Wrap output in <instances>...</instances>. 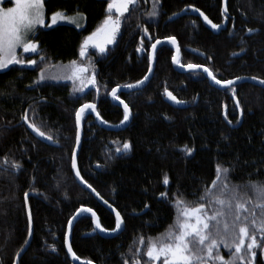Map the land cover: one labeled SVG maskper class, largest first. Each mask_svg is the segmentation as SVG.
Instances as JSON below:
<instances>
[{"label":"trees","instance_id":"obj_1","mask_svg":"<svg viewBox=\"0 0 264 264\" xmlns=\"http://www.w3.org/2000/svg\"><path fill=\"white\" fill-rule=\"evenodd\" d=\"M161 1L171 12L179 9L181 2H213ZM231 4L250 18L252 28L260 27L249 41L247 55L232 59L230 48L238 49L237 40L216 39L210 33L192 40V31L188 32V24L182 20L171 24V33L178 35L177 30L182 29V46H192L213 56L214 63L207 60L204 63L222 80L242 75L264 79V0H231ZM106 6V0H45L47 19L57 10L74 15L79 9L84 12V23L76 27L60 22L51 28H40L36 35L38 52L31 55L18 52V57L25 61L36 58L37 64L9 65L0 71V264H14L17 253L26 245L30 236L29 209L34 233L18 264H74L66 251L65 237L68 221L83 206L98 214L102 228L115 227L114 215L77 183L72 171L71 154L77 131L75 111L86 101L85 93L71 95L74 86L62 79L46 78L37 83L42 69L50 77L45 73L48 67L60 69L79 58L84 37L101 24ZM126 17L116 42L98 65L99 111L110 124L121 123L124 113L108 99L109 90L136 83L149 67L148 57H139L137 51L142 48L135 33L139 20L132 19L131 14ZM160 49L150 83L141 91L121 95L133 111L125 129L111 131L95 122V126L83 123L78 156L81 176L122 214L125 226L112 237L98 232L91 234L92 217L81 216L73 228L72 249L82 261L124 264L127 259L132 264L130 248L141 247L138 243L141 236L146 241L158 237L174 223L176 199L195 201L205 186L211 188L217 164L230 169L231 184L240 185L243 191H250L246 187L250 180L264 181V87L246 83L245 88L235 89L238 110L243 109L244 119L239 127L233 128L223 118L227 109L229 116L237 112L230 95H224L206 77L192 80L191 75L178 72L172 64L173 49L169 46ZM41 55L46 57L44 61H40ZM199 60L195 54L183 52V64ZM184 83L188 96L194 99L200 95L198 104L180 109L162 101L161 92L166 89L183 98L185 89L180 87ZM26 113L33 115L34 123L60 146L40 141L21 126ZM93 127L99 129L95 135ZM126 141L130 142L131 150L124 154L117 152ZM185 145L195 148L191 156L181 151ZM5 159L10 169L5 168ZM13 161L23 166L18 173L10 167ZM165 174L169 177L168 185L163 183ZM25 192L29 193L28 207ZM162 192L167 193L165 199L160 197ZM221 254L227 256V250L222 248ZM255 264H264L259 249Z\"/></svg>","mask_w":264,"mask_h":264},{"label":"snow or ice","instance_id":"obj_2","mask_svg":"<svg viewBox=\"0 0 264 264\" xmlns=\"http://www.w3.org/2000/svg\"><path fill=\"white\" fill-rule=\"evenodd\" d=\"M107 6L105 16L101 24L90 35L84 37L83 43L80 46V56L84 57L86 49L91 46L99 50L101 55L105 54L106 46L113 44L116 41L117 35L120 33L121 25L125 17V13H129L130 6L135 7L138 0H106ZM5 5L14 4V6H0V70L7 69L9 65H36L37 61L28 59L27 61L18 57V49H22L23 53H37L39 43L36 40V35L40 28H51L58 21H67L75 24L76 27H81V21L85 19L84 12L79 9L74 15H66L62 10H57L51 14V22L46 23L45 15V0H2ZM159 0H154L152 10L147 12L149 17H156L158 13ZM200 12L199 9H195ZM227 11V8H225ZM173 15H176L175 13ZM200 15L204 20L211 25L213 29H219L221 26L212 23L204 16L203 12ZM171 19V18H170ZM145 33L147 29L144 30ZM254 30L249 29L251 34ZM167 41L171 44H176L175 37H167ZM143 42V41H142ZM161 41L156 40L151 45V53L148 56L149 67L148 72H152V61L156 59V49ZM245 49H241L244 51ZM137 51H141L137 48ZM179 52V48H177ZM45 56H40V61H44ZM173 62H177L176 56L172 57ZM71 74L64 76L46 77L44 70H41L37 83L47 79L60 80L67 79L73 81V93H82L87 84L96 85V72L92 61L89 59L87 66L78 63L76 60L70 62ZM181 67L185 65L181 64ZM67 67V66H65ZM189 70L199 69L202 66L189 63L186 65ZM92 69L91 77H85L83 74ZM203 72L207 74L217 85L228 88L235 93L233 87L241 77H235L230 80L217 79L215 75L207 68H203ZM149 76L145 75L143 79L136 84H126L123 87L133 89L144 85L148 81ZM252 80L258 78L253 76ZM77 82L79 84L77 85ZM259 83L264 85V79H260ZM98 91V89H97ZM168 98L177 104L184 103L177 100L171 93L165 90ZM111 95L114 99H119L117 89L111 90ZM124 106V116L121 124L129 120L130 109L124 101H120ZM236 107L239 108L237 101ZM96 112L97 118H100L96 111V105L93 103H84L75 111L76 124V146L79 147L81 142L80 127L81 121L86 112ZM35 114V110H33ZM242 114V113H241ZM167 118V117H166ZM227 119V116L225 117ZM25 123L32 131L36 132L40 137L58 142L53 139L52 135H46L44 131L34 122H29L27 114L23 117ZM102 120V118H100ZM103 123H107L103 121ZM230 124L231 121H228ZM239 123V121H237ZM130 142H124L123 147L118 148L117 152L127 153L131 150ZM186 156H191L195 152L194 147L187 145L181 149ZM5 165L8 160L5 159ZM71 166L75 170L76 176L82 183L87 184V187L92 188L91 184L83 180L80 170L77 167V153L74 149L71 154ZM10 167L17 171L22 167L18 162L13 161ZM230 169L216 165V176L212 180L211 188L205 186L199 194L197 200L186 201L176 199L174 207L176 209V219L173 224L161 233L158 237H149L147 241L143 236L138 240L141 247L130 248L132 252V264H255L257 249L264 255V181H249L246 185L250 191H243L240 185H233L229 180ZM164 185L169 184V177L164 175ZM92 191L96 190L92 188ZM99 195V193H97ZM29 193H24V201L27 204ZM161 199L167 197V193H160ZM106 204L108 201H104ZM111 207V205H109ZM145 209L149 205H144ZM115 211V209H113ZM82 212H92L91 208H81L78 214ZM95 213L92 216L95 217ZM73 217L68 221L69 229L72 225ZM96 228L102 232H116L122 229L124 219L120 212H115V227L111 230L101 227L97 220H94ZM32 215L31 210L28 211V229L31 234ZM27 243V241H26ZM55 251V246H50ZM227 250V256L221 254V250ZM68 252L72 254L74 259H79L73 253L71 245H68ZM19 255V253H17ZM84 264H91L90 261H85ZM124 264H129V261L124 260Z\"/></svg>","mask_w":264,"mask_h":264},{"label":"flooded vegetation","instance_id":"obj_3","mask_svg":"<svg viewBox=\"0 0 264 264\" xmlns=\"http://www.w3.org/2000/svg\"><path fill=\"white\" fill-rule=\"evenodd\" d=\"M153 3H154V0H138L137 5L135 7L130 6L129 13H125V17H126V15L128 16V15L131 14L132 15V19H134V18L136 19L137 18L139 20V22L136 24V29H135V33L137 34V37L139 38V40L141 42L143 41L142 42L141 51L138 52L139 57H143V56H147L148 57L149 54L151 53V45L153 43H155L157 39L163 40V39H166L167 37H175L177 42H178V46L180 47V60H179L180 64H183L182 63L183 52L185 50L188 51V52H191L188 49L189 48H193V49H196V50H199L200 52H202L203 56H199V55L191 52V53L195 54L196 56H198L200 58L199 61H196V62H193V63L191 62V64L203 65V66L207 67L213 73V71L209 68L208 64L204 63L205 60H207L210 63H214L215 60H214L213 56L209 57L202 50L194 48L192 46H188V45L182 46V44L180 42V37L182 35H184V31L182 29L177 30V32H178L177 34L178 35H175V34L173 35L171 33V30H170L172 23L181 22V20H182V22L187 23L188 24V32L190 33L192 31V33H191L192 34V38H191L192 40H194L195 37L202 38V37H204V35H208L209 33H210V35L212 37H215L216 39L222 38V37H226L230 41L237 40L238 41L237 42L238 49H234L232 47L230 48V50H231L230 53H231L232 59H234V57L240 58L242 55H247L248 51L250 50L249 41H250L251 37L255 36L260 31V27L257 28V30H256V28L254 29V28L251 27L250 18H248V16H246V14L243 13V11L236 9L234 7V5L232 6L231 0H226V4L224 3V0H220V1L213 0V2L212 1H210V2L209 1H205V2H201L199 4L181 2V7L179 9L175 10V11H172V12L168 11L166 9V7H165L164 2L159 0V4H158V13L159 14L156 17H149L148 15H146V13L152 10ZM186 7H195L197 9H199L201 12L204 13L205 16L208 17V19L212 23L218 24L221 27L219 29L210 28L202 20V18L199 15H195L193 13H190V10H188L186 14L180 16L179 18H176V19H173V20L170 19V18H172L174 13L176 14V13L180 12L181 10H183ZM225 8H227V11H225ZM145 29H147L146 33L144 31ZM249 29H252L254 31L251 34H249V32H248ZM121 30H122V28H121ZM243 41H245V42H244L243 45H241ZM113 44L110 45L109 47L113 46ZM163 46H169L170 48H172L173 49V54H174V48L171 45H169V44H165V45L160 46L156 50V56L158 55V53H160V50H161L160 48L163 47ZM108 48H107L105 54L109 53ZM242 48L245 49V50L241 51ZM27 54L31 55V54H35V53H26V55ZM103 55H101L99 53L98 49L93 48V47H88L86 49L85 56L81 57L79 55V58L76 60L78 63L84 64L85 66H87L88 61L90 59L92 61V63L94 64L97 83H96V85H90V86H87L86 88H84V91L82 93H85L84 96H85V100L86 101L83 102L82 104H84V103L96 104V110H97V112L99 113L100 116H101V114H100V111H99V107H100L101 92H100V88L99 87H100L101 83H100V81L98 83V80H99V77H100L99 76L98 65H99L100 61L103 60V58H104ZM172 57H173V55H172ZM32 59H34V57ZM34 60H36V58ZM188 64H183V65H188ZM33 66H35V65H31V67H33ZM65 66L70 67L71 64H69V65L66 64ZM57 68H58V66L48 67L45 70V73L49 74L50 76H53V75H55V76H63L62 73H61V75H59V73H58L59 69H57ZM155 69H156V59H155ZM88 72L92 73V69L89 68ZM154 72H155V70H154ZM182 74H184L185 76L186 75H191L192 76V80H198V79L202 80L204 77H206L208 79V82L211 84L210 79L203 72L191 71V72L182 73ZM213 75H214V73H213ZM153 76H154V73H153L151 79L149 80V82L144 87H142L140 89L132 90V91H126V92L123 91V92L118 93L117 95L119 96V99L123 100L129 106L127 101L121 95L124 94V93H130V92H134V91L143 90L150 83V81L153 79ZM243 76H245V75L238 76V77H243ZM216 78L220 79L218 77H216ZM234 78L235 77L229 78V79H224V80H230V79H234ZM258 79H260V78H258ZM62 80H66L68 83L73 85V82L70 81V80H67V79H62ZM220 80H222V79H220ZM246 83L252 84L250 82H242V83L235 84L233 87L236 90L239 89L240 87L245 88ZM253 85H255V84H253ZM119 86H124V85H117V86H114L113 88H116V87H119ZM212 86H214V85H212ZM113 88H111L109 90L107 96H108V99L115 106H117L109 97L110 92H111V90ZM180 88H182V90L185 89L182 92L183 98H179V97H177L174 94L179 100L184 102L185 107L184 108H180V109H188L191 105H196V104L199 103V101H200V95L199 94H197L194 99H192L190 96H188L186 94V89H188V88H186V83H184ZM215 88H217L218 90H221V92L224 95L225 94L226 95H230V97L233 99V101L235 103L234 97H235L236 94L233 93L232 90H230L228 88H224V89L223 88H218V87H215ZM97 89H98V91H97ZM161 94H162V101H164L166 104H169V102L167 100L168 96L166 94V91H162ZM131 97L132 96H130L129 98H131ZM135 101L139 102L138 98H135ZM152 101H154V99H151V102ZM234 105L236 107V104H234ZM129 108L131 109L132 117H133V111H132L131 106H129ZM122 111L124 113L123 109H122ZM236 111H237L236 113L235 112L234 113L231 112L230 116L228 115V109L226 111H224L226 116H227V118H228V120L231 121L232 124H237V121H240V112H239L237 107H236ZM242 111H243V109H242ZM26 114H27L29 122H34V116L33 115H29L28 113H26ZM135 116H137V114H135ZM163 116H166V115L163 114ZM223 118H224V115H223ZM230 118H232V119L236 118V121L233 122L232 119H230ZM243 119H244V111H243ZM131 120H132V118H131ZM86 121L89 122L92 126H95V125H93L94 122L97 123L95 116L92 115V114H86L84 116L83 123L86 122ZM242 123H243V121H242ZM20 125L25 127L29 131V129H28V127H27L25 122L20 123ZM97 125L99 127H101L98 123H97ZM83 128H84V124H83ZM90 129H92V128H90ZM91 131H92V134L95 135L97 132H99V129L93 127V129ZM118 131H121V130H118ZM50 146H53V145H50ZM53 147H58V146H53ZM19 163H21V162H19ZM5 166H6L5 167L6 169H10L9 166H7V165H5ZM20 169L17 171V173L20 171ZM30 194H32V193H30ZM83 207H87V206H83ZM93 226H94V224H93Z\"/></svg>","mask_w":264,"mask_h":264},{"label":"water","instance_id":"obj_4","mask_svg":"<svg viewBox=\"0 0 264 264\" xmlns=\"http://www.w3.org/2000/svg\"><path fill=\"white\" fill-rule=\"evenodd\" d=\"M224 3L226 4V0H224ZM195 9H197V8H195V7H186V8H184L183 10H181L180 12H178V13H176V15H173L172 16V20L173 19H176V18H179L180 16H182V15H184V14H186L187 13V11L188 10H190V13H193V14H195V15H199L201 18H202V20L210 27V28H212L211 27V25L209 24V23H207L205 20H204V17L203 16H201L200 15V12H197ZM205 16V15H204ZM209 20V19H208ZM161 41V43L159 44V45H157V49L160 47V46H162V45H165V44H169V45H171L173 48H174V54H173V56H176V58H177V62H173V60H172V64H173V66H174V68L177 70V71H179V72H181V73H187V72H191V71H200V72H203V68L205 67V66H203V65H201L202 67L201 68H199V69H195V70H189L187 67H186V65H185V67H181L180 65V47L178 46V42H177V40H176V44H171L169 41H167L166 39H163V40H160ZM177 48H179V52H177ZM156 49V50H157ZM188 50H190L191 52H193V53H195V54H197V55H199V56H203V54H202V52H200L199 50H196V49H193V48H189ZM152 72L151 73H149V72H147V74L146 75H148L149 76V79H148V81H146L145 83H144V85H142V86H140V87H137V88H133V89H128V88H125V87H123V86H119V87H116V89H117V94L118 93H120V92H123V91H132V90H137V89H140V88H142V87H144L148 82H149V80L151 79V77H152V75H153V73H154V70H155V60L154 61H152ZM204 73V72H203ZM206 74V73H205ZM207 75V74H206ZM208 77V76H207ZM209 79H210V82H211V84L212 85H214L215 87H218V88H223L224 89V87H221L220 85H217L210 77H208ZM242 79L241 80H239L236 84H238V83H242V82H250V83H252V84H255V85H257V86H261V87H264V85H262V84H260L259 83V80L260 79H257V80H252L251 79V77H241ZM134 84H136V83H134ZM174 95V94H173ZM175 96V95H174ZM109 97H110V99L116 104V105H118V106H120L123 110H124V106H123V104H121L120 103V101H123V100H120V99H114L113 97H112V95H111V92H110V95H109ZM176 97V96H175ZM177 98V97H176ZM235 99V104L237 103V99L236 98H234ZM168 100V102H169V104L170 105H172L173 107H177V108H184L185 107V105H184V103H181V104H177V103H175L174 101H172V100H170L169 98L167 99ZM177 100H179L178 98H177ZM181 101V100H180ZM125 103V102H124ZM126 104V103H125ZM96 105V104H95ZM81 107V106H80ZM79 107V108H80ZM78 108V109H79ZM130 109V108H129ZM240 109V108H239ZM97 111V110H96ZM242 113V111H240V121H239V123H237V124H230L228 121L229 120H227L225 117H226V114H224V118L226 119V121H227V123L231 126V127H233V128H236V127H239L241 124H242V121H243V113ZM86 114H92V115H94L95 116V118H96V121H97V123L101 126V127H103V128H105V129H107V130H112V131H118V130H122V129H125V127L130 123V121H131V118H132V112H131V109H130V117H129V120L128 121H126L125 123H123V124H121V123H119V124H110V123H103L102 122V120L100 119V118H102L100 115V118H97V115H96V112H91V111H88V112H86L85 113V115ZM84 115V116H85ZM29 121V120H28ZM104 121V120H103ZM23 122H25L24 121V119L22 118V120L20 121V123H23ZM26 125H27V123H26ZM27 127H28V125H27ZM28 129H29V131L36 137V138H38L39 140H41V141H43L44 143H46V144H49V145H53V146H60V144L58 143V142H56V143H54V142H52V141H49V140H47V139H44V138H42V137H40L39 135H37V133L36 132H34V131H32V129L31 128H29L28 127ZM80 135H81V142H80V145H79V147H77L76 146V144H75V147H74V149L76 150V153H77V167H78V156H79V153H80V150H81V146H82V140H83V120L81 121V127H80ZM120 153H124V152H120ZM78 169H79V167H78ZM72 171H73V174H74V177H75V179H76V181H77V183L83 188V189H85V190H87L88 192H90L108 211H110L113 215H114V217H115V212H117L118 210L112 205V204H110L109 202L106 204L104 201H106L100 194L99 195H97V191H95V192H93L92 191V188H89V187H87V184H85V183H82L81 182V180L76 176V174H75V170L74 169H72ZM84 180V179H83ZM27 207H28V201H27ZM109 205H111V207H109ZM82 208V207H81ZM81 208H79V209H81ZM83 208H88V207H83ZM78 209V210H79ZM113 209H115V211H113ZM78 210H77V212L73 215V217H75V219H73L72 220V225H71V228L69 229V225H67V232H66V237H65V246H66V251H67V253H68V256H69V258L71 259V261L74 263V264H84V262L85 261H82L81 259H74L73 258V256H72V254H70L69 252H68V245L70 244L71 245V248H72V233H73V228H74V225H75V223L77 222V220L82 216V215H85V214H87V215H90L91 217H92V220H93V224H94V230L92 231V233L91 234H94V233H96V232H98L99 234H101V235H104V236H106V237H112V236H114V235H116V234H118L119 232H121L123 229H124V226H125V222H124V225L122 226V229L121 230H119V231H116V232H111V231H108V232H102V231H100L99 229H97L96 228V224H95V222H94V220H97L98 219V222L100 223V219H99V216H98V214L94 211V210H92V212H82V213H80V214H78ZM119 212V211H118ZM92 213H95L96 215H95V217H93L92 216ZM121 214V213H120ZM121 216H122V214H121ZM72 217V218H73ZM123 217V216H122ZM71 218V219H72ZM101 225V224H100ZM102 227V226H101ZM33 233H34V229H33V222H32V228H31V234H30V236H29V239H28V241H27V243H26V245L23 247V249L19 252V255H17L16 257H15V261H14V264H18V262H19V260H20V258L22 257V255L27 251V249H28V247H29V245H30V243H31V241H32V238H33ZM91 234H87V235H91ZM72 251H73V249H72ZM73 253H74V251H73ZM76 256V255H75ZM77 257V256H76ZM91 264H95V263H93V262H91Z\"/></svg>","mask_w":264,"mask_h":264},{"label":"rangeland","instance_id":"obj_5","mask_svg":"<svg viewBox=\"0 0 264 264\" xmlns=\"http://www.w3.org/2000/svg\"><path fill=\"white\" fill-rule=\"evenodd\" d=\"M0 6H14V4H8V5H5V4H3L2 3V0H0ZM69 16H72V15H69ZM51 18V17H50ZM47 19L46 18V23H50L51 22V19ZM60 22H64V23H69V22H67V21H58V23H60ZM84 23V19L81 21V25ZM70 24H72V23H70ZM110 45H112V44H110ZM110 45H107L106 46V50H107V48L110 46ZM89 47H91V46H89ZM18 52L19 51H22V49H18L17 50ZM23 52V51H22ZM19 54V53H18ZM60 70V72L62 73V75L64 76V75H70L71 74V66L70 67H65V66H63L62 68H60L59 69ZM1 71V70H0ZM58 73H59V71H58ZM91 72L89 73H84L83 75L85 76V77H88V78H90L91 77ZM59 75H60V73H59ZM71 81V80H70ZM73 82V81H72ZM79 84V82H77V85ZM91 84H87V86H90ZM86 86V87H87ZM86 87H84V88H86Z\"/></svg>","mask_w":264,"mask_h":264},{"label":"bare ground","instance_id":"obj_6","mask_svg":"<svg viewBox=\"0 0 264 264\" xmlns=\"http://www.w3.org/2000/svg\"><path fill=\"white\" fill-rule=\"evenodd\" d=\"M243 77H249V76H243ZM235 98V97H234ZM241 111V110H240ZM86 215V214H85ZM75 226V225H74Z\"/></svg>","mask_w":264,"mask_h":264}]
</instances>
